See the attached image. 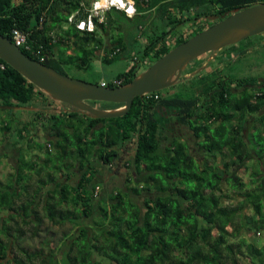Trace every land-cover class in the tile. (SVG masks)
Listing matches in <instances>:
<instances>
[{
  "label": "trees",
  "instance_id": "16d2710c",
  "mask_svg": "<svg viewBox=\"0 0 264 264\" xmlns=\"http://www.w3.org/2000/svg\"><path fill=\"white\" fill-rule=\"evenodd\" d=\"M81 1L0 0V34L12 40L13 29L27 32L30 45L43 46V64L67 75L68 67L89 70L105 46V36L112 39L111 29L122 20L141 16L163 21L169 29L143 46V61L138 57L137 65L106 83L118 87L115 81L120 86L131 83L148 57L156 62L236 10L264 3L135 0V18L112 10L105 22L96 21L94 32H81L68 22ZM211 16L218 18L200 23ZM83 17L82 9L78 18ZM188 24L195 26L194 32L170 43L177 28ZM112 43L111 54L126 50L123 38ZM70 50L74 53L68 54ZM254 83L255 77L226 82L216 69L196 80L191 95L164 98L155 92L152 98L137 97L131 110L118 118L96 119L74 109L47 116L38 112L34 127L43 122V145L33 139L40 129L23 123L14 108L28 107L46 94L0 59V110L16 124L7 123L2 131L16 126L26 147L39 151L40 157L34 153L38 158L44 156L42 162L37 157L28 161L20 149L15 173L8 183H0V264H264V244L249 243L242 234L243 226L264 232V87L251 92L247 85ZM233 84L244 90L235 91ZM105 104V110L124 106ZM162 108L199 140V156L183 138L165 135L158 111ZM103 167L115 173L128 169L121 187L100 183ZM74 175L77 180L71 184ZM248 208L256 217L246 215ZM66 225L75 230L64 231ZM52 227L63 231L54 245ZM27 230L35 237L48 235L38 249L23 246Z\"/></svg>",
  "mask_w": 264,
  "mask_h": 264
},
{
  "label": "rangeland",
  "instance_id": "374dc122",
  "mask_svg": "<svg viewBox=\"0 0 264 264\" xmlns=\"http://www.w3.org/2000/svg\"><path fill=\"white\" fill-rule=\"evenodd\" d=\"M149 15V14H146ZM217 16H211L208 19H205V17H202L200 19V23H209L210 21L213 22L216 20ZM155 21L152 25L151 22ZM148 22H150L148 24ZM151 25V26H150ZM192 24H188L186 26H182V34L186 37L188 35H191L194 32V28ZM169 29L163 21L154 19V17H150L149 20H144V18L138 17L133 21L129 20H122L121 22L117 23V25H114V27L111 29V35L113 38L110 39L108 35L105 37V46L104 48H109L111 45H113L112 42L118 41V39L123 38V41L126 45V50L120 51L118 55L115 56V58L109 62V63H100L99 61H93L92 67L89 70H81L74 67H68L65 69V72L67 76L87 81L91 83H100L102 84V80H105L107 83L114 80V78L122 72L127 71L132 66L137 65L138 57H140L141 62L143 61L141 50L143 49V46L146 45L148 42H151L153 38L162 36L163 32H166ZM179 28H177L178 30ZM180 34V35H182ZM264 35L259 36H253L251 38H248L234 46H230L233 48L231 52L233 54H236L237 52L240 53L236 55L237 57H232L230 60L228 59V64H224V59L229 58V53L231 48L224 49V56L220 57L218 55L216 57V60L212 61L209 65L206 66V70L203 68L200 69V66L204 63L208 62V58L217 52H212L205 54L204 56L200 57L203 58V60L199 61L196 59L194 62H192L186 70L183 72L182 78L180 81L175 83L173 86L161 90L160 95L164 98H170L174 96H189L192 93H194V89L198 84L196 85V80L200 81V78L206 77L210 73L214 72L216 69L219 70V74L223 77L224 81L227 82L230 78L232 79H239V78H256L261 77L264 78V40L262 39ZM174 44V43H173ZM242 50V52H240ZM102 50H100L101 52ZM223 50L219 51L222 52ZM235 52V53H234ZM74 53V51H69L68 54ZM99 53V52H98ZM149 59L146 61V63H141V72L148 69L149 64L155 63V59L150 56ZM200 62V63H199ZM149 63V64H148ZM213 63V64H212ZM200 69V73H199ZM197 70L196 73L193 74V71ZM203 70V71H202ZM211 71V72H209ZM187 75V76H186ZM194 75V77H192ZM215 77V76H214ZM207 79H205L204 83H206ZM95 107L98 108H106V104L102 102H95L93 104ZM112 109H118V108H112ZM110 109V110H112ZM60 111H73V108L61 103L53 101L48 95L45 97L38 96L30 106L21 107V108H14V114L17 118L19 117L23 123H27L31 129H40V133L38 135H34L33 139L35 141L45 144L47 141L46 139V133L44 134L45 130L44 127H42L43 122H38V126L35 128L36 121V113L38 112H44L47 116L51 113L60 112ZM8 112H4L0 110V183L6 184L8 183V180L10 179V175L12 173H15L16 168L19 164V159L21 158V152L22 150V158L26 157V160H33L36 159L37 156H35V152L41 154L39 151L32 150L26 147V143L21 140L19 137H17V130L16 126H13L10 131H2V127L5 126V124L9 123L11 126L16 125L15 119L14 122L11 123L10 120H8ZM174 124V135L183 138V140L187 141L190 145V148L194 154L200 155L198 143L199 140L195 139V137L192 135V132L183 125H181L179 122H175ZM181 126H179V125ZM175 125L176 128H175ZM35 134V132H33ZM6 148V149H5ZM50 150L51 147L49 146ZM6 150V154L4 153ZM198 152H197V151ZM34 151V152H33ZM12 153L11 158H9V154ZM40 157V155H39ZM6 158L9 159V161H6ZM31 158V159H30ZM38 158V157H37ZM130 158V157H129ZM41 160V162L44 159V156L42 158H38ZM251 164V163H250ZM249 164V167H250ZM110 169V167H108ZM108 168H101V172L99 174V180L100 183L104 181V185L110 184L112 187L120 186L122 185V182L126 179V174L128 172V169L121 168L118 173L110 171ZM114 169V168H113ZM250 172V171H249ZM246 179H248V175L246 174ZM62 180H67V177H62ZM77 180V176H72L69 178V183L73 184ZM106 183V184H105ZM106 185V186H107ZM236 202V201H235ZM234 202V203H235ZM232 202L228 201V204H231ZM246 215L251 217H256L255 212L252 208H248L246 211ZM242 226V222L240 223ZM70 228L72 230H75V227H71V225H66L64 227V231H68ZM243 232L244 238L247 239L249 243H256L260 247L264 244V232H255L254 230H248L243 226ZM71 230V231H72ZM31 231V230H29ZM62 230L58 227H52L51 234L53 235L50 239L52 245L57 243L58 238L62 234ZM46 233H42L40 237H35L32 234H30L27 230V234L24 237V240L22 242L23 246L31 248V249H38L39 242L45 241L47 238ZM246 250L245 248L243 249Z\"/></svg>",
  "mask_w": 264,
  "mask_h": 264
},
{
  "label": "water",
  "instance_id": "95a60500",
  "mask_svg": "<svg viewBox=\"0 0 264 264\" xmlns=\"http://www.w3.org/2000/svg\"><path fill=\"white\" fill-rule=\"evenodd\" d=\"M259 35H264V3L236 10L227 18L173 48L131 83L118 87L103 86L59 73L26 55L11 39L1 34L0 59L53 101L64 103L96 119L118 118L131 110L135 98L159 92L177 83L188 65L196 59ZM91 102L124 106L105 110L95 107Z\"/></svg>",
  "mask_w": 264,
  "mask_h": 264
},
{
  "label": "built area",
  "instance_id": "2783aa9c",
  "mask_svg": "<svg viewBox=\"0 0 264 264\" xmlns=\"http://www.w3.org/2000/svg\"><path fill=\"white\" fill-rule=\"evenodd\" d=\"M148 1V0H145ZM81 8L73 12L68 17V22L71 25H75L76 29L81 32H94L96 29V21L99 23L105 22L106 14L112 10L121 11L128 18H135L138 14L137 3L135 0H92L90 5H87L85 0L81 1ZM82 9L84 11L85 17L79 19L78 15L81 14ZM45 23V17L40 20V25L43 28ZM12 40L20 48H25L27 51L31 52L33 56L40 58L41 62L46 60V56L43 55V46L33 47L29 44V34L18 28L12 30ZM120 52L117 49L113 55ZM116 84L120 85V81H115ZM106 86V83H102ZM147 98H152V94L145 95ZM156 99L159 98L158 95L155 96ZM100 191L97 188L96 194Z\"/></svg>",
  "mask_w": 264,
  "mask_h": 264
},
{
  "label": "crops",
  "instance_id": "0c3cea01",
  "mask_svg": "<svg viewBox=\"0 0 264 264\" xmlns=\"http://www.w3.org/2000/svg\"><path fill=\"white\" fill-rule=\"evenodd\" d=\"M90 1V0H89ZM155 11H156V9H152L151 10V12H153V13H155ZM179 29L177 30V35L173 38V39H171L170 40V43H173L175 40H176V38H178L179 37V35L180 34H182V26H180V27H178ZM229 48V47H228ZM99 53H98V58L95 60V61H99L100 63H103L102 62V58H104V57H108L109 56V58H111L110 57V54H111V52H112V50H111V47H109V48H103L102 49V51L100 52V51H98ZM224 49H223V51L222 52H217L216 54H214V55H211L210 56V58H208V61L209 60H213L214 58H216L218 55H220V57H223L224 56ZM199 61H201V60H203V58H200V59H198ZM214 61V60H213ZM200 63V62H199ZM213 64V63H212ZM206 66H207V63H204V68H206ZM204 70H206V72H207V69H204ZM209 72H211V71H209ZM199 73H200V71H199ZM187 76V75H186ZM107 83L105 80H102V83ZM159 111V114L161 115V119H163V132L165 133V135H167L168 137L169 136H173L174 134V131H176L175 129H174V124H176L175 122H176V120H172V118L173 119H176V117H175V115H173L171 112H169V110H167V109H164V108H162V109H160V110H158ZM179 125V124H178ZM176 126L177 125H175V128H176ZM179 126H181V125H179ZM191 133V132H190Z\"/></svg>",
  "mask_w": 264,
  "mask_h": 264
},
{
  "label": "flooded vegetation",
  "instance_id": "af4514ba",
  "mask_svg": "<svg viewBox=\"0 0 264 264\" xmlns=\"http://www.w3.org/2000/svg\"><path fill=\"white\" fill-rule=\"evenodd\" d=\"M263 38V40H264V36H262ZM234 46V45H233ZM229 48H231V47H229ZM230 50V52H231V50H233V48H231V49H229ZM240 52H242V50L240 51ZM235 53V52H234ZM216 54V53H215ZM238 54H240V53H236V54H233L232 52L231 53H229L228 55H229V58H227V59H231L232 57H237L236 55H238ZM212 55H214V54H212ZM210 58V57H209ZM213 60H216V58H214ZM213 60H209L208 62H207V65H209ZM206 69V68H204V64H202L201 66H200V69ZM200 69H199V71H200ZM196 71L197 70H194L193 71V74H198V73H196ZM203 71V70H202ZM211 74V73H210ZM185 76V75H184ZM192 77H194V75H192ZM256 79V83H254L253 85H247L248 86V89L249 90H251V92H255L256 90H259V88H263L264 87V78H259V77H256L255 78ZM235 85L236 84H233L231 87H233L234 89H235V91H236V89H237V87H235ZM240 90H244V88H241V89H237V91H240ZM6 149V148H5ZM5 154H6V150H5V152H4ZM12 153H10L9 154V158H11V155ZM6 161H9V159L8 158H6Z\"/></svg>",
  "mask_w": 264,
  "mask_h": 264
},
{
  "label": "clouds",
  "instance_id": "9594fccd",
  "mask_svg": "<svg viewBox=\"0 0 264 264\" xmlns=\"http://www.w3.org/2000/svg\"><path fill=\"white\" fill-rule=\"evenodd\" d=\"M86 1V0H85ZM92 0H90V2H91ZM87 2V1H86ZM117 11V10H116ZM121 12V11H120ZM13 41V40H12ZM22 50V49H21ZM120 51H121V49H120ZM114 53V52H113ZM113 53L110 55L111 57L112 56H116V55H118V54H120V53H117L116 55H113ZM36 60V59H35ZM38 61V60H37ZM39 62H41V61H39ZM41 63H43V62H41ZM184 74H182V76H183ZM182 78V77H181ZM180 81V80H179ZM104 83V82H103ZM102 85V84H101ZM120 86V85H119ZM151 94H153V93H151ZM102 109V108H101ZM108 110H110V109H108Z\"/></svg>",
  "mask_w": 264,
  "mask_h": 264
}]
</instances>
